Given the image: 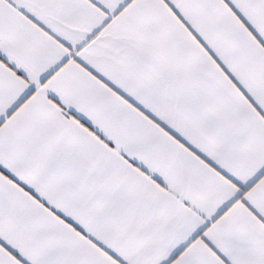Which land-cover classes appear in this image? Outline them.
Returning a JSON list of instances; mask_svg holds the SVG:
<instances>
[{"label":"snow or ice","instance_id":"6c2138e0","mask_svg":"<svg viewBox=\"0 0 264 264\" xmlns=\"http://www.w3.org/2000/svg\"><path fill=\"white\" fill-rule=\"evenodd\" d=\"M0 264H264V0H0Z\"/></svg>","mask_w":264,"mask_h":264}]
</instances>
